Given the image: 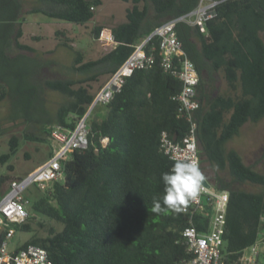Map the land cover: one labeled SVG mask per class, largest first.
Wrapping results in <instances>:
<instances>
[{
  "label": "trees",
  "instance_id": "1",
  "mask_svg": "<svg viewBox=\"0 0 264 264\" xmlns=\"http://www.w3.org/2000/svg\"><path fill=\"white\" fill-rule=\"evenodd\" d=\"M123 1L132 2L125 21L111 28H94L98 37L103 31L107 37L112 33L115 46L90 60L77 52L70 69L85 75L83 78L28 82L21 72L11 81L0 76V102L10 96L15 111L9 119H21L24 125L22 136L11 135L10 152L1 156L2 162L28 141L49 145L50 159L54 126L74 128L94 102L97 92L91 91L90 81L116 72L156 27L192 12L201 0ZM102 4L103 0H36L29 11L83 25L95 17ZM22 11L21 0H0V30L8 32L11 46L16 28L22 33ZM215 12L207 20L206 30L182 20L177 32L201 75L197 89L202 103L195 112L201 162L217 169L216 187L230 195L222 251L223 258L232 263L264 231V192L238 187L247 182L264 186V173L247 164L237 149L228 147L247 122L264 119V0H219ZM60 41L71 47L68 38ZM158 43L157 37L149 38L146 50ZM203 60L223 72L231 94L210 98L200 93L206 66ZM45 87L66 97L55 111L47 106ZM181 89V80L162 68L158 56L151 68H138L126 77L121 90L104 104V116L93 117L100 104L94 107L87 118L88 147L76 148L63 161L62 179L51 181L46 188L35 184L40 194L31 201L27 220L15 226L16 234L26 231L31 235L17 248L41 245L53 264H185L192 256L183 237L191 219L185 205L179 213L166 208L160 213L151 211L156 200L164 208L162 174L174 163L161 150V134L167 130L181 140L189 129L186 119L178 116L176 95ZM206 97L208 107L203 104ZM219 171L227 172L228 177ZM8 179L0 178V188ZM40 216L48 221L39 220L46 230L42 235L32 225ZM193 218L199 229L210 225L209 215L197 213ZM3 236L1 231L0 240Z\"/></svg>",
  "mask_w": 264,
  "mask_h": 264
},
{
  "label": "built area",
  "instance_id": "2",
  "mask_svg": "<svg viewBox=\"0 0 264 264\" xmlns=\"http://www.w3.org/2000/svg\"><path fill=\"white\" fill-rule=\"evenodd\" d=\"M201 0L199 6L192 12L170 19L153 30L148 38L137 45L134 52L122 66L112 73L102 89L96 93L95 100L87 113L78 119L74 128L64 125H55L52 131L53 155L40 167L24 178H16L10 182L7 192L0 198V232H4L0 240V264H53L48 250L38 244H28L21 248H11L16 234V225L23 223L29 217L30 199L25 191L33 184L43 186L53 180L64 177L63 161L70 157L76 148H86L89 145L90 126L87 118L94 107L107 104L119 92L130 76L138 68H151L159 56L160 65L166 71L182 82V89L176 95L179 102L178 116L186 119L189 129L181 140H176L169 131L161 134V150L178 159H191L197 162L202 175V162L199 151L198 120L195 112L201 107L198 96V85L201 75L195 62L186 54L182 40L177 32V23L185 20L192 22L206 30V22L215 15V6L219 0ZM101 37L112 41L115 37ZM157 37L158 45L146 50L145 43L149 38ZM103 142L108 138L104 137ZM205 177V176H204ZM209 181V180H208ZM230 201L228 190L215 188L202 181L194 199L188 200L184 211L191 216L190 223L183 230L184 241L192 256L185 264H263L264 261V231L250 246L246 247L237 261L227 262L223 258V243L226 227L227 209ZM209 215L210 225L206 229H199L194 223V214Z\"/></svg>",
  "mask_w": 264,
  "mask_h": 264
},
{
  "label": "rangeland",
  "instance_id": "3",
  "mask_svg": "<svg viewBox=\"0 0 264 264\" xmlns=\"http://www.w3.org/2000/svg\"><path fill=\"white\" fill-rule=\"evenodd\" d=\"M23 11L20 16L22 23L19 34V27L11 35L12 46L7 39L8 32L3 28L0 30V76L6 80H13L15 73L25 74L26 81L45 82L47 78H83L85 75L75 73L70 69L75 60L77 52H82L85 60L96 59L114 47V43L105 37L95 35L94 28L97 25L106 27L116 26L126 20V9L132 2L123 0H103V4L97 8L95 17L87 24H76L63 19H56L42 12L29 11L35 6L36 0H21ZM207 1L205 0L204 3ZM60 30L64 33L57 34ZM65 34V35H64ZM264 37V32L262 33ZM68 38L71 47L61 45V39ZM28 45L32 49L21 47ZM109 75H103L99 80L90 81L91 91L96 93L102 89L107 82ZM41 80V81H42ZM47 106L55 111L59 104L65 100V95L59 91L47 87L43 89ZM101 107V115L106 113L104 104ZM98 106V107H99ZM94 111L97 112L99 108ZM15 109L11 108V97L7 96L0 102V127L4 133L0 134V178L8 176L9 179L0 188V198L8 191L10 182L16 178H24L40 167L48 158L50 146L46 143L28 141L23 143L16 153L9 160L2 162L1 156L10 152L9 139L13 133L22 136L24 125L21 119L16 122L9 119ZM93 112V114H95ZM230 147L239 148L247 164L255 165L258 170L264 173V159L262 152L264 147V119L260 122H247L242 127L240 135L235 136L229 143ZM30 154V156L27 155ZM13 165V169L10 168ZM209 172L214 182L215 170L208 167L204 173ZM221 175L228 177V173L221 171ZM41 186L46 188L49 184ZM238 187L249 191H263L264 186L250 182L238 184ZM40 194L38 187L33 184L26 191L25 195L33 201ZM29 210L31 202L29 203ZM48 222L47 218L40 216L32 222L33 227L39 234H45L46 230L40 223ZM30 232L19 231L12 241V246L23 243ZM264 264V261H263Z\"/></svg>",
  "mask_w": 264,
  "mask_h": 264
},
{
  "label": "clouds",
  "instance_id": "4",
  "mask_svg": "<svg viewBox=\"0 0 264 264\" xmlns=\"http://www.w3.org/2000/svg\"><path fill=\"white\" fill-rule=\"evenodd\" d=\"M174 163L171 169L162 174L164 194L162 208L159 200L154 201L151 211L160 213L165 208L179 213L188 200L194 199L204 176L194 160L172 157Z\"/></svg>",
  "mask_w": 264,
  "mask_h": 264
},
{
  "label": "crops",
  "instance_id": "5",
  "mask_svg": "<svg viewBox=\"0 0 264 264\" xmlns=\"http://www.w3.org/2000/svg\"><path fill=\"white\" fill-rule=\"evenodd\" d=\"M132 6V3L131 5H128V7H131ZM127 7V8H128ZM123 22V21H122ZM121 23V22H120ZM191 24H193L191 22ZM115 26V25H114ZM113 26V27H114ZM115 46V45H114ZM203 64L206 65L204 66L203 68V71H202V84H201V88H200V93L201 94H205V96H209L210 98H215L217 97L219 94H231V89L224 77V74L223 72H219V71H216L214 69H212L211 67H208V61L207 60H203ZM198 96H199V92H198ZM206 97L207 100H204L203 101V104L204 106L208 107L209 105V99ZM202 103V101H201ZM100 107V106H99ZM98 107V108H99ZM96 111V110H95ZM94 111V112H95ZM101 112H95L94 116L93 117H102L104 116L103 113L102 115L100 114ZM245 126V125H244ZM232 141V140H231ZM230 143V141H229ZM229 143H228V147L229 148H235L237 149L238 151L240 150L239 148H236V147H230L229 146ZM241 152V151H239ZM242 155V154H241ZM243 156V155H242ZM244 159V157H243ZM208 167H211L212 169L215 170V172H217V169L216 168H213L212 166H210L207 162H202V171H203V174L204 176L210 181V183L215 187H216V180H215V177H214V182L211 180V175L209 172L207 173H204V171H206L208 169ZM221 173V171H219ZM216 176V174H215ZM21 244H18V245H14V247L12 246V243H11V248H17L19 247Z\"/></svg>",
  "mask_w": 264,
  "mask_h": 264
},
{
  "label": "water",
  "instance_id": "6",
  "mask_svg": "<svg viewBox=\"0 0 264 264\" xmlns=\"http://www.w3.org/2000/svg\"><path fill=\"white\" fill-rule=\"evenodd\" d=\"M203 182H204V184L209 185V181H208V179L206 177H204Z\"/></svg>",
  "mask_w": 264,
  "mask_h": 264
}]
</instances>
